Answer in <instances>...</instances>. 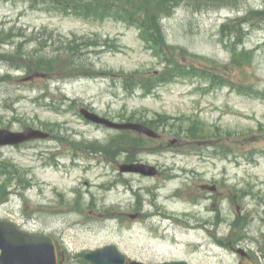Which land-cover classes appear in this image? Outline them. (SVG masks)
<instances>
[{
    "label": "rangeland",
    "instance_id": "1",
    "mask_svg": "<svg viewBox=\"0 0 264 264\" xmlns=\"http://www.w3.org/2000/svg\"><path fill=\"white\" fill-rule=\"evenodd\" d=\"M66 1L81 5L0 0V127L51 134L0 148V218L51 236L61 264L110 244L144 264H235L237 249L264 264V0H147L151 41L140 0ZM84 107L167 127L150 144ZM134 157L160 174L122 173Z\"/></svg>",
    "mask_w": 264,
    "mask_h": 264
},
{
    "label": "water",
    "instance_id": "2",
    "mask_svg": "<svg viewBox=\"0 0 264 264\" xmlns=\"http://www.w3.org/2000/svg\"><path fill=\"white\" fill-rule=\"evenodd\" d=\"M81 114L86 120L108 128L117 130L129 129L143 132L151 137L157 136L155 132L143 125L114 123L108 119L99 117L87 109H82ZM48 136V134L33 128H27L25 131L19 133L0 129V146L19 145L35 139H45ZM121 171L139 172L148 176L156 174L154 168L145 165H124L121 167ZM85 259L92 264H125L126 262V257L115 246L87 253L85 254ZM57 262L55 244L50 237L30 235L22 232L15 223L0 220V264H57Z\"/></svg>",
    "mask_w": 264,
    "mask_h": 264
},
{
    "label": "trees",
    "instance_id": "3",
    "mask_svg": "<svg viewBox=\"0 0 264 264\" xmlns=\"http://www.w3.org/2000/svg\"><path fill=\"white\" fill-rule=\"evenodd\" d=\"M52 1V4L54 6H65V7H68V8H74V10H77V7L81 5V3H76L75 1L72 2V1H66V0H51ZM97 0H93V2L90 4V5H96L97 3V6L100 7V8H106L107 6H110L111 2L112 1H116L118 2V0H105L104 3L102 2H96ZM137 1V0H136ZM135 1V2H136ZM91 2V1H90ZM137 3H139L140 7H136L137 8V11L136 12H139L140 14L142 13L143 16L145 17V21L143 22V20H139V22H141V25H139L142 30L144 31L145 35L148 37V38H155L156 37V34H153V32L150 30V27L151 26H158V23L155 22V19L153 17L150 16V13H149V5L147 4V0H144L143 1V4H142V1L140 0L139 2L137 1ZM103 5V6H102ZM134 7V5L132 6ZM113 8H121V6L119 5H116V7L113 6ZM138 15V14H137ZM139 16V15H138ZM156 24V25H155ZM44 51V49H40V52L42 53ZM36 53H38L36 51ZM54 53V52H53ZM35 61L37 63H44L45 66L50 62H48L47 60H45L44 58L42 57H39V58H34ZM39 68H41V65H37ZM185 71V69H179V71H177L174 75L172 76H176V75H181L183 74V72ZM161 80L163 79H159L158 81H156V83H159L161 82ZM143 88H145L147 86V84L145 82H142L141 83ZM128 121H134L133 117L129 118ZM157 123H162L160 121H155V122H149L147 123L148 125H150L151 127H154L155 124ZM164 125L163 126V129H166L167 127V124L163 123ZM2 166H5V165H2Z\"/></svg>",
    "mask_w": 264,
    "mask_h": 264
},
{
    "label": "flooded vegetation",
    "instance_id": "4",
    "mask_svg": "<svg viewBox=\"0 0 264 264\" xmlns=\"http://www.w3.org/2000/svg\"><path fill=\"white\" fill-rule=\"evenodd\" d=\"M204 189H207L209 187H203ZM219 190V186L217 185V189L216 192ZM138 216V215H137ZM248 260H250L251 262H253L254 264H261V259L259 257L256 256H252L250 253L247 256Z\"/></svg>",
    "mask_w": 264,
    "mask_h": 264
}]
</instances>
